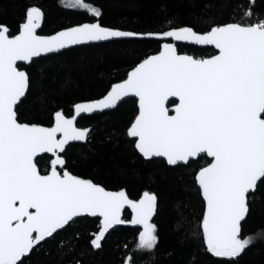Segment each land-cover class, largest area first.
Listing matches in <instances>:
<instances>
[{
	"label": "snow or ice",
	"instance_id": "1",
	"mask_svg": "<svg viewBox=\"0 0 264 264\" xmlns=\"http://www.w3.org/2000/svg\"><path fill=\"white\" fill-rule=\"evenodd\" d=\"M252 4L243 19L213 24L204 32L172 26L142 34L95 22L40 35L44 14L36 6L27 8L15 35L0 26V264H23L34 247L85 214L101 218L91 240L99 248L109 229L125 223L121 212L126 206L133 214L128 223L143 229L136 250L155 248L158 236L151 220L157 196L144 191L133 200L123 189L108 191L73 175L62 155L69 141L90 135V129L76 126L79 114L114 108L130 95L138 98L139 111L127 135L145 158L164 157L169 165L205 153L211 158L194 175L204 202L200 227L207 251L230 264L264 237V230L243 235L242 229L249 195L264 182V15L254 14ZM69 6L102 15L84 0H71ZM145 35L173 43H163L157 54L134 64L102 98L77 103L75 115L56 111L50 127L20 122L18 102L30 77L18 69V61L88 42ZM176 42L212 45L217 54H180ZM44 153L51 158L42 172L37 157ZM125 264H133L132 258Z\"/></svg>",
	"mask_w": 264,
	"mask_h": 264
},
{
	"label": "trees",
	"instance_id": "2",
	"mask_svg": "<svg viewBox=\"0 0 264 264\" xmlns=\"http://www.w3.org/2000/svg\"><path fill=\"white\" fill-rule=\"evenodd\" d=\"M98 8L97 18L87 11L68 7L63 0H0V24L15 34L27 8L39 7L44 19L40 34L98 20L103 26L136 33L160 32L172 26L207 31L213 24L244 18L249 0H84ZM251 10L264 15V0H254ZM171 22V24L169 23ZM160 41L119 38L63 49L18 65L30 77L26 95L18 103L20 122L52 124L56 111L72 113L79 101L102 96L114 82L123 79L131 67L158 51ZM179 52L208 57L212 47L176 43ZM174 101V100H172ZM175 102V101H174ZM173 104V103H169ZM137 113L135 98L121 101L113 109L81 116L76 125L91 127L85 142L69 143L63 152L67 170L88 178L106 189H125L137 199L144 191L157 196V210L151 223L158 243L153 250H136L140 226H117L93 248L90 241L99 228L97 217L75 218L53 238H47L23 258V264H223L207 251L200 221L204 203L194 175L210 160L202 154L185 164L168 165L161 158L144 159L127 129ZM49 155L37 157L43 172ZM128 209L123 218L129 219ZM243 235L264 230V182L249 195V213L242 222ZM61 241H64L61 244ZM230 264H264V237L253 240Z\"/></svg>",
	"mask_w": 264,
	"mask_h": 264
},
{
	"label": "water",
	"instance_id": "3",
	"mask_svg": "<svg viewBox=\"0 0 264 264\" xmlns=\"http://www.w3.org/2000/svg\"><path fill=\"white\" fill-rule=\"evenodd\" d=\"M249 1H252V0H249ZM95 22H99L98 20H94V21H91V22H89V21H87V22H83V23H95ZM80 24H82V23H80ZM76 25H79V24H76ZM76 25H72V26H69V27H74V26H76ZM0 26H6V25H3V24H0ZM7 27V26H6ZM69 27H65V28H69ZM105 27H107V26H105ZM8 28V27H7ZM65 28H61V29H59V30H57V31H55V32H58V31H61V30H63V29H65ZM111 28V27H110ZM9 29V28H8ZM114 29H118V28H114ZM119 30H122V31H129V30H123V29H119ZM169 30V29H168ZM39 31V30H38ZM55 32H53V33H51V34H54ZM129 32H132V31H129ZM17 33V32H16ZM15 33V34H16ZM136 33V32H135ZM15 34H13V35H15ZM40 34V33H39ZM51 34H40V35H51ZM143 34V33H142ZM129 38H131V39H152V40H158V41H160V46H159V49H158V51L157 52H155V53H152V54H150V55H154V54H157L160 50H161V46H162V44L163 43H165V42H167V43H173V41L171 40V39H167V40H163V39H159V38H157V37H150V36H137V37H129ZM112 39H119V38H110L109 40H112ZM106 41H108V40H106ZM99 42H103V41H99ZM99 42H88V43H86V44H90V43H99ZM176 43H181V44H192V45H195V44H193V43H191V42H176ZM82 45H85V44H82ZM76 46H80V45H76ZM195 46H197V47H204V46H209V47H212L214 50H215V52L212 54V55H215V54H217V50L214 48V46H212V45H195ZM71 47H74V46H71ZM70 48V47H69ZM61 51V50H60ZM50 54V53H49ZM180 54H188V53H184V52H180ZM44 55H47V54H42L41 56H44ZM150 55H148V56H150ZM188 55H191V54H188ZM209 57V56H208ZM35 58H38V57H33V59H35ZM205 58H207V57H205ZM32 59V60H33ZM31 60V61H32ZM31 61H18L17 62V66L18 65H28V64H30V62ZM18 69L19 70H21V71H25V69H23V68H19L18 67ZM129 71V70H128ZM26 72V71H25ZM124 78H126V76L124 77ZM123 78V79H124ZM120 81V80H119ZM119 81H117V82H119ZM114 83H116V82H114ZM110 87H111V85H110ZM110 87L108 88V90L110 89ZM107 90V91H108ZM107 91L102 95V96H100V97H98V98H95V99H91V100H98V99H100V98H102L106 93H107ZM26 92H27V90H26ZM26 95V94H25ZM25 97V96H24ZM24 97H22V98H24ZM135 98L136 99V104H137V113H136V115L138 114V111H139V106H138V98H136L135 96H132V95H130V96H128V97H125V98H123L122 99V101L124 100V99H127V98ZM21 98V99H22ZM170 100H174L175 102L174 103H178V100H176V98H170ZM86 101H89V100H85V101H79V102H76L75 104H73L72 105V113L69 115V116H67V117H71V116H73V115H75V109H74V106L77 104V103H83V102H86ZM19 103V102H18ZM120 102H118V104H119ZM174 103L173 104H168L167 106L171 109V108H173L174 107ZM115 108V107H114ZM111 109H113V108H111ZM106 110H110V109H105V110H103V111H106ZM103 111H96V112H93V113H99V112H103ZM93 113H81V114H79L78 116H77V120L81 117V116H83V115H90V114H93ZM55 114V113H54ZM170 114H174V112L173 113H170ZM136 115L134 116V118H133V120H132V122L134 121V119H135V117H136ZM66 116V115H65ZM77 120H76V122H77ZM131 122V123H132ZM24 123H26V122H24ZM54 123V115H53V121H52V124ZM52 124L51 125H49V126H45V127H50V126H52ZM131 125V124H130ZM129 125V126H130ZM42 126H44V125H42ZM77 126V125H76ZM77 127H79V126H77ZM79 128H88V129H90L91 130V127L90 126H88V127H79ZM129 128V127H128ZM86 140V139H85ZM85 140H81V141H69L68 142V144L69 143H72V142H78V143H83V142H85ZM67 144V145H68ZM66 145V146H67ZM65 146V147H66ZM138 151V150H137ZM138 153L144 158V159H151V158H161V159H163L166 163H167V160H166V158H164V157H151V158H145L139 151H138ZM44 154H46V155H49L50 156V158H51V154H48V153H44ZM41 155H43V154H38V156H41ZM205 155H206V153H205ZM207 156V155H206ZM209 158V157H208ZM192 159H196V158H192ZM191 159V160H192ZM209 162L208 163H210L211 162V158H209ZM180 164H185V162H179ZM178 163V164H179ZM207 163V164H208ZM168 164V163H167ZM207 164L206 165H204V166H207ZM169 165V164H168ZM171 166H173V165H171ZM204 166H202V167H204ZM200 169V168H199ZM198 169V170H199ZM197 170V171H198ZM196 171V172H197ZM74 175V174H73ZM77 176V175H76ZM80 177V176H79ZM80 178H82V179H88V178H83V177H80ZM95 183V182H94ZM102 186V185H101ZM106 189V188H105ZM121 189H123V188H120V189H117V190H110V189H106V190H108V191H119V190H121ZM123 190H125V189H123ZM142 195V194H141ZM140 195V196H141ZM140 196L137 198V199H133V200H138L139 198H140ZM201 196V195H200ZM130 198V197H129ZM201 198H202V196H201ZM130 199H132V198H130ZM203 200V199H202ZM204 203V202H203ZM125 209H128V211H129V213H130V217H129V219H124L123 218V211L125 210ZM154 214H155V212H154ZM154 214H153V216H154ZM132 211H131V209L130 208H128L127 206L122 210V212H121V217H122V219L125 221V223H123V224H119V225H114L111 229H113V228H115V227H117V226H130V227H136V226H140V225H132V224H130V223H128V221H130L131 219H132ZM83 216H89V217H93V216H91V215H87V214H85V215H83ZM98 219H99V228H98V230H97V232L94 234V236L92 237V239H94L95 238V235L96 234H98L99 233V229H100V225H101V218H99V217H97ZM153 218V217H152ZM75 219V218H74ZM152 221V220H151ZM111 229H109V231L111 230ZM202 229V228H201ZM108 231V232H109ZM107 232V233H108ZM106 233V234H107ZM106 234H105V236H106ZM91 239V240H92ZM103 240V239H102ZM90 244H91V241H90ZM92 246V245H91ZM93 248H96V247H94V246H92ZM28 255V254H27ZM26 255V256H27Z\"/></svg>",
	"mask_w": 264,
	"mask_h": 264
},
{
	"label": "rangeland",
	"instance_id": "4",
	"mask_svg": "<svg viewBox=\"0 0 264 264\" xmlns=\"http://www.w3.org/2000/svg\"><path fill=\"white\" fill-rule=\"evenodd\" d=\"M70 3H71V0H63V4L65 5V6H68V7H71V6H69L70 5ZM86 3V2H85ZM88 4V3H87ZM143 229H142V226H140V231H142ZM139 231V232H140Z\"/></svg>",
	"mask_w": 264,
	"mask_h": 264
}]
</instances>
